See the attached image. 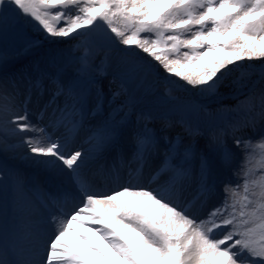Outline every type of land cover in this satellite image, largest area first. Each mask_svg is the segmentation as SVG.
I'll return each mask as SVG.
<instances>
[{"label": "snow or ice", "instance_id": "1", "mask_svg": "<svg viewBox=\"0 0 264 264\" xmlns=\"http://www.w3.org/2000/svg\"><path fill=\"white\" fill-rule=\"evenodd\" d=\"M25 26L40 34L25 51L41 39L77 37L84 51L75 61L53 51L34 77L0 80V151L23 146L25 158L54 180L67 177L73 191L50 197L47 214H38L19 175L0 168V264H264V128L243 133L264 122V89L245 94L241 73L237 105L222 107V123L203 146L193 119L202 106L169 90L166 108L145 110L137 94L150 90L155 69L216 95L229 66L264 61V0H0V66ZM112 59V83H120L105 95L97 76ZM229 112L237 117L227 119ZM98 113L102 121L78 142L85 119ZM177 124L183 134L170 137ZM229 135L240 153L235 167ZM125 136L137 167L125 183L101 190L89 162ZM149 162L153 174L141 182ZM218 183L222 196L211 203Z\"/></svg>", "mask_w": 264, "mask_h": 264}, {"label": "rangeland", "instance_id": "2", "mask_svg": "<svg viewBox=\"0 0 264 264\" xmlns=\"http://www.w3.org/2000/svg\"><path fill=\"white\" fill-rule=\"evenodd\" d=\"M39 37L40 34L38 32L28 26H25L24 35H22L10 46V51L7 54L6 61L2 66H0V80H19L22 76L34 77L36 74L35 69L37 65H39L41 68H46L49 66V61L53 51L58 54V59L60 60L71 59L75 61L76 57L83 55V48L78 46L81 44L83 38H68L65 40H57L55 43L41 39V46L39 47L38 53L36 55L33 54L34 56H30L31 58L29 57L30 59L28 58V60L23 59V61L17 64L16 68H13L8 74H3V70L9 69L19 58H23L26 54L32 51L33 48L25 51V48L27 47L26 41L28 39L35 40ZM140 55L143 56L144 54L141 53ZM110 56L114 58L116 53L112 52L110 53ZM101 59H103L102 53L95 56L93 60L94 66L99 65ZM229 67L231 68V71L228 72L226 70L224 82L220 86L216 95L202 92L199 88H193L186 85L184 81L179 80L175 76L167 77V75L162 70L157 72L155 69H153L151 74L147 77L151 85L150 90L147 92H144L143 89L138 90L137 94L140 98V106L145 110L162 111L167 107L166 101L168 99L167 93L169 90H171L172 95L179 97L183 101L202 106L203 110L199 112L198 116H194L193 119L199 122L202 130L205 133L204 137L197 138L199 145L203 146L209 129L222 123V113L220 111L222 107H234L237 105V98L232 95V92L235 89L233 81L240 77L241 73L246 74L243 80V82L247 85V87L244 89L245 94H247L249 88H254L257 92H259L261 89H264V78L261 77V73L264 71V61L245 60L240 62V66L233 65ZM115 76V60L112 59L110 66L106 69L105 74L102 76H97L98 85L103 88L105 95L109 94L110 89H115L119 85V79H116L115 83H112ZM8 86L10 88L11 84ZM259 86L261 88H258ZM235 98L236 100H234ZM239 99L243 100L244 96H240ZM225 100H228L227 105L221 106ZM106 108L107 106H105V109ZM223 115L227 119H233L237 117L235 112L223 113ZM103 118L104 113H98L96 116L89 114L85 119L83 127L80 128L77 137H79V134L81 133L80 137L82 136L86 140L92 134L91 130L100 121H102ZM174 119H178V117H174ZM156 127H159V121L156 122ZM262 128H264V122H261L258 119L255 131L249 127L245 128L243 133L246 136H256L260 133ZM177 133L183 134V131L178 124L167 130V134L170 137H175ZM227 137L229 138L228 147L237 153V161L233 165V167H235L236 163L239 162V149H237L233 144L231 135ZM9 142L17 143V141L14 139H10ZM88 146L89 145L85 144L86 148ZM119 149L122 150L127 159L128 167L126 169L117 168V160L115 157L116 154L113 156L112 152L105 153L104 155L89 162L88 167L92 165L99 166L101 164H105V172L107 173L105 177L109 178V182L111 184L110 186H106L107 182L98 180V184L101 185L102 188H105V190L116 188L120 184L125 183L127 181L130 168L137 167L136 163L132 161L130 137L125 136V138L121 140ZM25 152L26 149L23 146H18L8 151H0V168L9 169L19 175L23 181L24 193L28 201L35 205L38 210V214L46 215L49 209L44 207V202L53 196H62L65 193H72L73 185L67 177H63L59 180L52 179L43 166L37 165L33 163L32 160L25 158ZM149 163V166L153 165L151 168L153 169L155 167V163ZM144 170L140 174L142 177L141 182H147V180L151 178L146 169ZM92 175L94 177V174ZM225 176L231 178V172L225 173ZM5 179L6 177L0 176V182H4ZM218 187H220V189H217L216 193L211 198V203H218L219 198L222 196V185L218 183ZM71 201L74 203L73 200ZM63 206L64 210H70L72 208L69 207V202L67 203L66 201H63ZM51 230L52 229L50 227L47 229L49 232Z\"/></svg>", "mask_w": 264, "mask_h": 264}, {"label": "bare ground", "instance_id": "3", "mask_svg": "<svg viewBox=\"0 0 264 264\" xmlns=\"http://www.w3.org/2000/svg\"><path fill=\"white\" fill-rule=\"evenodd\" d=\"M36 50V49H35ZM32 52V51H31ZM33 54H35V52L33 53ZM32 53H28L27 55H25L23 58H21L20 60H19V62H21L23 59H27V58H29L30 56H32L33 55ZM30 107H32L34 110H35V108H36V106H35V104H32V105H30ZM50 111V110H49ZM81 134V133H80ZM80 134H79V137H80ZM79 137H77L76 136V140L78 141V142H80V143H83L84 141H85V139L81 136L80 137V139H79ZM116 157H117V161H118V164H119V166H121V167H123L125 164H126V162H127V160H126V158H125V156H124V154L121 152V151H117L116 152ZM152 166V165H151ZM152 168V167H151ZM89 169H90V171H91V173L92 174H94V178L98 181V180H103V181H105V182H107V180L109 179V178H106L105 177V166L103 165V164H101V165H99V166H89ZM153 174V173H152ZM113 181V180H112ZM105 184V183H104ZM100 186V189L101 190H104L105 188H102L101 187V185H99Z\"/></svg>", "mask_w": 264, "mask_h": 264}, {"label": "trees", "instance_id": "4", "mask_svg": "<svg viewBox=\"0 0 264 264\" xmlns=\"http://www.w3.org/2000/svg\"><path fill=\"white\" fill-rule=\"evenodd\" d=\"M258 88H261L260 86ZM227 92V91H226Z\"/></svg>", "mask_w": 264, "mask_h": 264}]
</instances>
